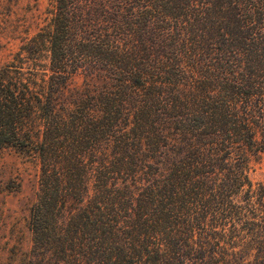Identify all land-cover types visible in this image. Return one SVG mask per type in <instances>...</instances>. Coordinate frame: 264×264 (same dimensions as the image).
<instances>
[{"label":"trees","instance_id":"obj_1","mask_svg":"<svg viewBox=\"0 0 264 264\" xmlns=\"http://www.w3.org/2000/svg\"><path fill=\"white\" fill-rule=\"evenodd\" d=\"M45 1L0 65L29 264H264V0Z\"/></svg>","mask_w":264,"mask_h":264},{"label":"rangeland","instance_id":"obj_2","mask_svg":"<svg viewBox=\"0 0 264 264\" xmlns=\"http://www.w3.org/2000/svg\"><path fill=\"white\" fill-rule=\"evenodd\" d=\"M45 6V0H0V65L41 25ZM82 78L79 74L78 81ZM251 166L253 185L264 186V153ZM37 177L38 164L32 155L13 147L0 149V264H29L30 209Z\"/></svg>","mask_w":264,"mask_h":264}]
</instances>
